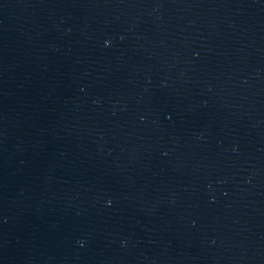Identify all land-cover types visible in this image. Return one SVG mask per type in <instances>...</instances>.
Returning <instances> with one entry per match:
<instances>
[{"label": "water", "instance_id": "obj_1", "mask_svg": "<svg viewBox=\"0 0 264 264\" xmlns=\"http://www.w3.org/2000/svg\"><path fill=\"white\" fill-rule=\"evenodd\" d=\"M0 264H264V0H0Z\"/></svg>", "mask_w": 264, "mask_h": 264}, {"label": "clouds", "instance_id": "obj_2", "mask_svg": "<svg viewBox=\"0 0 264 264\" xmlns=\"http://www.w3.org/2000/svg\"><path fill=\"white\" fill-rule=\"evenodd\" d=\"M106 43H107V41H106ZM108 203L110 204L111 203V200H109ZM81 243H83V242L81 241Z\"/></svg>", "mask_w": 264, "mask_h": 264}]
</instances>
